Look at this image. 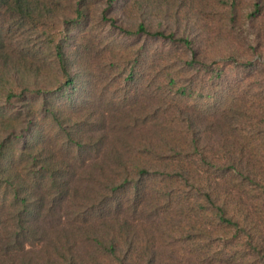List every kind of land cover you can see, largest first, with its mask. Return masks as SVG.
Instances as JSON below:
<instances>
[{
  "label": "rangeland",
  "instance_id": "obj_1",
  "mask_svg": "<svg viewBox=\"0 0 264 264\" xmlns=\"http://www.w3.org/2000/svg\"><path fill=\"white\" fill-rule=\"evenodd\" d=\"M256 1L260 11L250 17ZM235 2V15L218 0L113 2L107 16L130 30L140 22L155 30L160 8L166 12L168 31L187 36L198 53L201 63L192 66L183 45L128 36L103 19L105 0H88L87 15L76 20L69 0H62L49 26L13 29L38 53L32 59L40 86L53 89L60 119L74 124L89 145L78 153L64 144L52 115L40 109V94L38 135H45L51 153L68 159L67 183L54 206L47 199L40 215L30 218L33 235L22 248L9 247L16 239L12 226L1 224L0 264H65L66 258L73 264H216L230 247L245 249V241L203 208L195 188L170 176L174 162H191L197 181L210 173L208 183L216 181L223 198L237 197L242 190L229 184L231 170L225 169L233 163L229 153L264 176V0ZM58 42L73 84H66L57 61ZM184 84L189 96L179 92ZM0 107H9L1 97ZM186 116L202 145L191 156L182 152L188 147ZM141 169L150 173L139 175ZM246 183L258 193L264 187ZM11 211L0 201L1 222ZM113 243L116 256L107 249Z\"/></svg>",
  "mask_w": 264,
  "mask_h": 264
},
{
  "label": "trees",
  "instance_id": "obj_2",
  "mask_svg": "<svg viewBox=\"0 0 264 264\" xmlns=\"http://www.w3.org/2000/svg\"><path fill=\"white\" fill-rule=\"evenodd\" d=\"M114 1L105 0L106 7L102 13L103 19L109 20L114 27L119 28L128 36L146 35L181 44L190 52L187 64L192 66L200 62L197 59L198 53L187 36L177 35L173 30L168 31L172 28L169 24L170 20L166 12L161 13V8L156 15L157 29L151 30L144 22H140L135 30H130L117 25L115 18L107 16ZM218 1L229 5V9L235 15V0ZM87 2L88 0H69V4L76 13L75 20L87 15V10H89ZM253 5L250 17L260 11L259 1ZM61 6L62 0H0V97L9 105L6 108L0 107V201L4 205L8 203L12 208L9 218L4 219L6 220L3 221L4 223L0 221V226L1 224L12 226L11 236L16 239L14 244H9V247L22 248L24 246L23 239L29 240L33 235H31L32 227L29 225L30 218L33 215L37 217L40 215L39 207H43L47 199L49 203L53 202L54 206L57 198L64 195L59 193L63 191L62 187L67 183L64 177L70 168L68 159H59L57 154L51 153L50 147L46 144L48 141L45 135L42 139L38 135L42 125L40 115L37 113L40 94H45L43 108L40 109L44 110L46 115H52V122L58 124L61 130L60 137L64 144L78 153L89 145L75 129L74 124L64 123V120L60 119L55 110L58 106L55 96L51 95L53 89L40 86L43 83L38 72L40 68L32 59L38 53L28 41H24V44L20 43L16 33L13 32V29L27 26L31 29L49 26L58 16ZM54 50L57 61L66 75V84H73L74 78L67 69L68 58L63 42L56 43ZM133 65H131L132 68ZM132 75L131 71L128 77ZM170 81L175 83L174 78ZM188 87L189 85L186 84L179 85V92L189 96L191 92L187 94ZM65 89L63 88L62 93ZM186 120L189 135L188 147L182 152L191 156V153H199L202 145L192 117L186 116ZM229 154L228 159L233 163L228 168L225 166V169L231 170L229 184L242 190V195L237 197L229 193L223 198L220 188L213 187L212 182L216 185L218 183L213 179L208 183L212 176L210 173H206V180L197 181L196 173L193 174L191 171L193 168L191 162L186 163L184 160L174 162L176 163L175 170H177L173 169L170 176L179 178L195 188L201 196L203 208L214 215L220 228L233 230L234 237L245 241V249H239L237 245H234L232 249L230 247L228 256L221 257L216 264H264V187L262 192L258 193L249 183H246V181L263 183L264 176L258 174L254 167L243 164L242 158L233 156L234 153ZM201 158L203 162L209 163V166L213 165L207 156L202 155ZM219 165L223 170L221 163ZM147 173H150L147 169L139 171V175ZM125 186L126 182L112 186V190L117 191ZM40 191L46 193L41 196ZM107 249L116 256L117 247L114 243ZM73 262V258L65 260V264H73Z\"/></svg>",
  "mask_w": 264,
  "mask_h": 264
}]
</instances>
